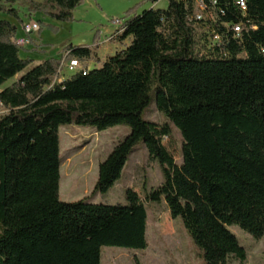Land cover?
Wrapping results in <instances>:
<instances>
[{"label":"trees","instance_id":"obj_1","mask_svg":"<svg viewBox=\"0 0 264 264\" xmlns=\"http://www.w3.org/2000/svg\"><path fill=\"white\" fill-rule=\"evenodd\" d=\"M18 1L0 0V15L19 18ZM26 1L31 14L60 20L72 19L83 2ZM246 3L243 16L235 0H219L220 20L243 21L246 28L213 51L189 18L191 3L169 0L165 9L128 13L111 37L124 48L101 67L61 81L55 79L62 58L33 65L13 41L17 26L0 17V88L20 75L0 91L8 109L0 117V264H101L103 246L148 247V211L135 190H126L127 204L61 200L59 129L68 124L131 129L100 163L94 195L121 178L143 141L163 173L148 201L165 198L205 264L246 260L230 227L264 236V0ZM97 38L95 47L69 45V58L85 66ZM153 100L183 137L181 165L164 144L170 124L143 117Z\"/></svg>","mask_w":264,"mask_h":264},{"label":"rangeland","instance_id":"obj_2","mask_svg":"<svg viewBox=\"0 0 264 264\" xmlns=\"http://www.w3.org/2000/svg\"><path fill=\"white\" fill-rule=\"evenodd\" d=\"M168 3L169 0H83L74 9L72 19L60 20L46 13L31 14L28 1L19 0L14 5L19 18L4 13L0 17L17 26V34L21 32L23 23L39 22L40 30L31 35V42L27 46L20 48V55L25 59H33V65H37L45 59L61 57L69 45L95 47L93 43L96 36L97 42L110 37L116 27L112 24L113 20H126L129 18L128 13L134 16L145 9H165ZM116 45L119 50L124 47L119 42ZM63 74L69 77L74 72L66 68ZM18 78L19 75L6 82L0 91ZM6 113L8 109L0 103V117ZM143 117L159 125L170 124L171 133L164 144L175 162L181 165L183 137L178 128L157 109L155 100L146 108ZM130 131L127 125H116L106 130L75 124L61 126V200L73 202L89 197L92 203L127 204L126 190L129 188L135 190L146 204L148 247L131 249L103 246L101 264H205L200 249L195 245L181 217L172 218L165 198L158 202L148 201V193L162 184L163 173L159 162L150 157L143 141L131 153L121 178L106 193H92L100 163ZM230 230L245 248L247 258L241 261L231 257L228 264H264V236L256 239L237 225L231 226Z\"/></svg>","mask_w":264,"mask_h":264},{"label":"built area","instance_id":"obj_3","mask_svg":"<svg viewBox=\"0 0 264 264\" xmlns=\"http://www.w3.org/2000/svg\"><path fill=\"white\" fill-rule=\"evenodd\" d=\"M184 2L186 6L190 3L193 4V13L189 16L191 22L194 23L196 30L198 32V37L201 39V44L205 45L208 49L207 51H213L215 47H220L223 44L224 38L232 33L233 38L238 39L241 37L244 29L246 28L245 22H234L231 21H221L220 13L223 14L224 11L219 6V0H180ZM236 5L239 10L246 16L247 3L246 0H235ZM220 12V13H219ZM112 24L116 26V31L114 35L121 30L123 20L115 19ZM255 28V26H252ZM40 30V24L36 21H29L23 23L21 27V35H15L13 41L19 47H25L31 42V35L34 32ZM264 52V47L262 48ZM205 53V52H203ZM69 51L64 54L60 68L56 75V81L64 76V69H68L74 73L78 71H83L86 73L88 67L78 58H69ZM203 55V54H202Z\"/></svg>","mask_w":264,"mask_h":264},{"label":"crops","instance_id":"obj_4","mask_svg":"<svg viewBox=\"0 0 264 264\" xmlns=\"http://www.w3.org/2000/svg\"><path fill=\"white\" fill-rule=\"evenodd\" d=\"M116 31V27L113 28V31H111V35L109 38L105 39V40H100L98 42V47L97 49L94 51V54L92 56L91 59L87 60L85 63V66L88 67V69H93V68H97V67H101L102 63L109 57L111 56V54H115L116 51H118V47L116 45V42L111 41V37L112 34ZM22 32H20L19 34L16 35H21ZM94 45V43H93ZM124 48V47H121ZM64 54L61 55V58H63ZM106 56V58H105ZM58 58V57H57ZM20 76V75H19ZM66 77V75H64L62 78H60L58 81L64 80Z\"/></svg>","mask_w":264,"mask_h":264}]
</instances>
